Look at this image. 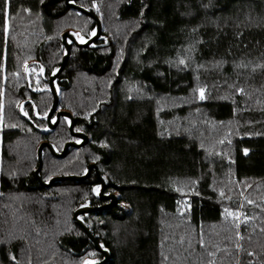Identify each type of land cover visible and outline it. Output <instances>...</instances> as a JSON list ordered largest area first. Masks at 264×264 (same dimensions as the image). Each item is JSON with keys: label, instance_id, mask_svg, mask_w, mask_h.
Returning a JSON list of instances; mask_svg holds the SVG:
<instances>
[{"label": "trees", "instance_id": "1", "mask_svg": "<svg viewBox=\"0 0 264 264\" xmlns=\"http://www.w3.org/2000/svg\"><path fill=\"white\" fill-rule=\"evenodd\" d=\"M75 3L101 33L72 44L55 87L88 142L44 148L41 180L95 164L117 199L79 218L104 264H264V0ZM95 29L65 0H0V264L103 259L72 219L108 202L95 172L34 174L41 142L79 141L46 121L62 33Z\"/></svg>", "mask_w": 264, "mask_h": 264}, {"label": "water", "instance_id": "2", "mask_svg": "<svg viewBox=\"0 0 264 264\" xmlns=\"http://www.w3.org/2000/svg\"><path fill=\"white\" fill-rule=\"evenodd\" d=\"M76 1H78V0H65L66 4L71 9H74L80 13H83L85 15L92 17V19L95 21V25H96L95 34L91 38H89L88 40H86L84 42H78L77 39L75 38V36L73 34H71L70 32L66 31V32L62 33L61 39H62V44L65 48V54L63 55L61 64H60L59 68L57 69V71L54 74H52L48 79L49 91L52 95V103H51V107H50V109L46 115V121H47L48 128L54 129L56 127V125L58 124L60 117H65V118L69 119V131H70L71 135L73 137L79 139V141L78 142H76V141L67 142L60 152L55 151L50 143H48L46 141L41 142L39 144V146L37 147L38 165L34 171V174H35V177H36V179L40 185H42L44 187H50L51 184L55 181H63V180L81 181V180L86 179L90 175L92 170L95 172L96 177L100 181L99 198L104 199V200H108V202L105 204L99 205V206L87 205V206L79 207L78 209H76L74 211L72 219L78 226H80L83 229L84 233L92 241L94 247L100 253L103 254V259L100 262L88 263V264H104L106 262V260L108 259V253L101 248L100 244L96 241V239L94 238V236L90 232L89 228L79 218V216H81L83 214H88V213H91L94 211L110 208L111 206H113V204L116 202V199H117V196L114 193L108 194V195L104 194L105 182H104L103 178L101 177V175L99 174L95 164H93V163L89 164L87 166L86 172L80 176H76V175L55 176V177H52L48 182L42 181L40 176H39V171L41 169L42 162H43L42 151L44 148H48L54 157L62 158L63 156H65V154L67 153V151L70 147L79 148L88 142L87 135H85L84 133H81V132L74 131L73 128H74L75 121H74V117L72 116V114L66 110L58 109V93H57V90L55 87V80L58 77L59 73L63 70L64 66L66 65V63L68 61L69 54H70V48H71L72 44L76 45L77 47L89 46L90 44H92L93 42H95L99 38L100 33H101V22H100V20L97 17H95L94 15H92L91 12H89L88 10L77 5L75 3ZM53 116H54V120L52 119Z\"/></svg>", "mask_w": 264, "mask_h": 264}, {"label": "rangeland", "instance_id": "3", "mask_svg": "<svg viewBox=\"0 0 264 264\" xmlns=\"http://www.w3.org/2000/svg\"><path fill=\"white\" fill-rule=\"evenodd\" d=\"M76 35H77V37H79L78 35V33H75ZM79 41L81 42V41H84V39L83 38H79ZM201 95H203V97H204V91L203 90H201L200 91V93L198 94V97L199 98H201ZM252 100V99H251ZM253 101V100H252ZM258 102H261L260 100L259 101H257L256 103H258ZM235 219H236V221H237V223L239 224V221H240V213H237L236 214V217H235Z\"/></svg>", "mask_w": 264, "mask_h": 264}, {"label": "snow or ice", "instance_id": "4", "mask_svg": "<svg viewBox=\"0 0 264 264\" xmlns=\"http://www.w3.org/2000/svg\"><path fill=\"white\" fill-rule=\"evenodd\" d=\"M83 42V41H82ZM181 63H184V61H181ZM203 95H201V99H203ZM95 191V190H94ZM85 264H88V262L86 261Z\"/></svg>", "mask_w": 264, "mask_h": 264}]
</instances>
